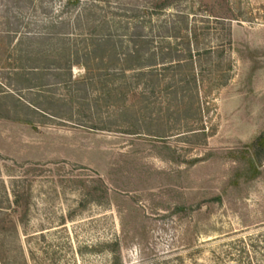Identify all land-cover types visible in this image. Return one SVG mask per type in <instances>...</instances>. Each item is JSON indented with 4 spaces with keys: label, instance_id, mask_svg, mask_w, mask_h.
Instances as JSON below:
<instances>
[{
    "label": "rangeland",
    "instance_id": "1",
    "mask_svg": "<svg viewBox=\"0 0 264 264\" xmlns=\"http://www.w3.org/2000/svg\"><path fill=\"white\" fill-rule=\"evenodd\" d=\"M38 1L25 10V29L45 19ZM98 1L117 20L188 14L202 47L223 51L225 85L203 93L207 141L0 120V264H110L106 253L77 251L115 239L122 264L211 263L232 238L264 229V165L257 176L250 170V145L264 133V0H184L166 13L156 10L166 0ZM48 6L57 14L62 1ZM131 105L144 116L137 99ZM100 179L109 207L81 205V184ZM13 188L19 206L6 199Z\"/></svg>",
    "mask_w": 264,
    "mask_h": 264
},
{
    "label": "trees",
    "instance_id": "2",
    "mask_svg": "<svg viewBox=\"0 0 264 264\" xmlns=\"http://www.w3.org/2000/svg\"><path fill=\"white\" fill-rule=\"evenodd\" d=\"M34 1L0 3V120L31 128L71 124L103 132L128 126L129 135L165 140L172 132L187 141H207L203 93L207 97L225 85L218 72L223 51L202 47L197 24L188 14L158 15L156 22H141L136 16L117 20L101 15L98 0H61L60 11L53 15L49 6L43 7L46 0H39L45 19L38 21L35 31L23 27L25 10ZM181 1L166 0L156 10L166 13ZM76 68L82 70L78 76ZM132 99H137L144 116L129 112ZM146 114L151 124L143 129ZM164 122L175 126L164 129ZM156 124L159 127L152 130ZM250 148V170L257 176L264 165V133ZM90 183L81 184V205L108 208L105 183ZM11 197L19 206L22 197L14 188L6 194L8 202ZM119 251L115 239L83 247L77 254L106 253L110 264H122ZM162 264L185 260L167 258ZM205 264H264V229L232 238Z\"/></svg>",
    "mask_w": 264,
    "mask_h": 264
}]
</instances>
